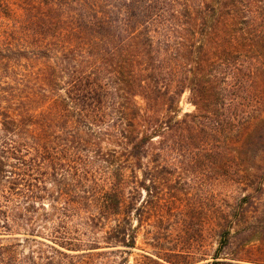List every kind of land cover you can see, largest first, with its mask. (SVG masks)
I'll list each match as a JSON object with an SVG mask.
<instances>
[{"label": "trees", "instance_id": "obj_1", "mask_svg": "<svg viewBox=\"0 0 264 264\" xmlns=\"http://www.w3.org/2000/svg\"><path fill=\"white\" fill-rule=\"evenodd\" d=\"M41 1L40 49L0 51L4 62L43 60L2 90L0 235L50 251L18 259L11 245L0 264H73L100 249L98 231L106 246L133 248L121 212L138 189L165 197L162 164L188 161L245 193L200 213L196 233L213 242L198 261L190 248L176 256L264 264V0ZM184 93L194 111L179 117Z\"/></svg>", "mask_w": 264, "mask_h": 264}, {"label": "rangeland", "instance_id": "obj_2", "mask_svg": "<svg viewBox=\"0 0 264 264\" xmlns=\"http://www.w3.org/2000/svg\"><path fill=\"white\" fill-rule=\"evenodd\" d=\"M33 2V3H32ZM42 1L41 0H0V51L6 53V49L15 51L17 49H27L35 53L40 49L42 43ZM35 56L31 60H20V62L0 61V113L6 106L1 95L7 94L5 87L12 86L15 83L29 79L32 76L31 71L42 67L43 60ZM33 58V56H29ZM27 57V58H29ZM26 65V68L21 66ZM13 69L15 74H11L9 69ZM27 69V71H25ZM12 70V72H13ZM20 75V76H19ZM30 81V80H29ZM21 91L16 93V100L26 102L27 89L20 87ZM137 104L143 106V103L137 99ZM40 103L35 102L31 105L34 114L39 113ZM23 108L15 112L21 115ZM179 117L185 113H192L193 106L188 102V94L184 93L179 101ZM2 116L0 115V143L7 142L6 131L2 127ZM170 172V175L162 181L160 178L156 182L163 184L167 188L165 197L149 200L144 191H139L136 202L133 203L132 210L124 209L121 212L120 219L127 217L130 219L132 227L135 228V246L131 249L124 248L117 244L104 245L101 237L102 231L96 232V239L100 244V249L87 251L86 257H80L73 261V264H185V257H179V251L194 253V261L200 258V245H211L212 237L202 240L196 231L205 228L200 213L204 210L213 211L218 206L220 199L242 195L240 187L231 180L222 178L215 170V166L205 163H165L162 164ZM236 180V176H231ZM138 181H144L141 174L138 173ZM146 182V180H145ZM148 185V182H146ZM162 198V199H160ZM143 202L142 206L140 203ZM146 202V203H145ZM139 209L138 211H135ZM138 220V221H137ZM109 224V226H111ZM106 230V229H105ZM22 239L18 235H0V248L15 246L16 240ZM39 240V239H37ZM202 240V241H201ZM41 241V240H39ZM51 246L50 243L44 242ZM49 252L47 247L36 245L35 243H20L14 250L18 259L30 255L38 248ZM79 255L81 253H68ZM190 258V257H189ZM55 261L57 258L54 259ZM40 264H46L45 260H39ZM55 262L53 264H56ZM29 264V263H26ZM65 264V263H63ZM199 264V263H198ZM201 264V263H200Z\"/></svg>", "mask_w": 264, "mask_h": 264}]
</instances>
